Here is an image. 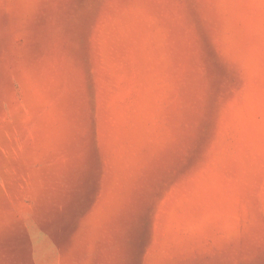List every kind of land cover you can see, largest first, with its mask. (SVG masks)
<instances>
[{
  "label": "rangeland",
  "instance_id": "374dc122",
  "mask_svg": "<svg viewBox=\"0 0 264 264\" xmlns=\"http://www.w3.org/2000/svg\"><path fill=\"white\" fill-rule=\"evenodd\" d=\"M0 264H264V0H0Z\"/></svg>",
  "mask_w": 264,
  "mask_h": 264
}]
</instances>
